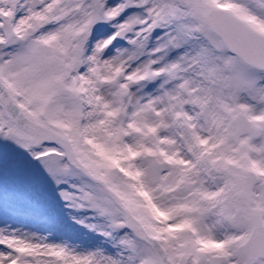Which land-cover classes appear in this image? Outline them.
<instances>
[{
	"label": "snow or ice",
	"instance_id": "obj_1",
	"mask_svg": "<svg viewBox=\"0 0 264 264\" xmlns=\"http://www.w3.org/2000/svg\"><path fill=\"white\" fill-rule=\"evenodd\" d=\"M0 264H264V0H0Z\"/></svg>",
	"mask_w": 264,
	"mask_h": 264
},
{
	"label": "rangeland",
	"instance_id": "obj_2",
	"mask_svg": "<svg viewBox=\"0 0 264 264\" xmlns=\"http://www.w3.org/2000/svg\"><path fill=\"white\" fill-rule=\"evenodd\" d=\"M35 226L38 227V228L39 227H43V225L39 221L36 222Z\"/></svg>",
	"mask_w": 264,
	"mask_h": 264
}]
</instances>
